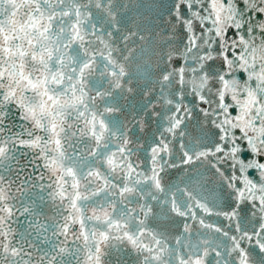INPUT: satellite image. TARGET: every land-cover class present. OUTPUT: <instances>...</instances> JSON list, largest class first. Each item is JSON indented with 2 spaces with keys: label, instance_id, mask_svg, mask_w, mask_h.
<instances>
[{
  "label": "snow or ice",
  "instance_id": "snow-or-ice-1",
  "mask_svg": "<svg viewBox=\"0 0 264 264\" xmlns=\"http://www.w3.org/2000/svg\"><path fill=\"white\" fill-rule=\"evenodd\" d=\"M0 264H264V0H0Z\"/></svg>",
  "mask_w": 264,
  "mask_h": 264
}]
</instances>
